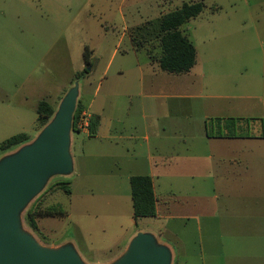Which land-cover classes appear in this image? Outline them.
<instances>
[{"label":"rangeland","instance_id":"374dc122","mask_svg":"<svg viewBox=\"0 0 264 264\" xmlns=\"http://www.w3.org/2000/svg\"><path fill=\"white\" fill-rule=\"evenodd\" d=\"M197 1H204V10L182 26L197 47L196 65L185 74L161 70L162 16ZM72 90L76 106L83 100L103 113L100 136L75 134L71 120L70 167L45 174L15 210L16 226L84 264H125L140 233L151 250L165 249L160 242L170 239L175 252L167 264H204L197 226L190 227L196 230L187 263L180 220L168 233L153 217L134 218L130 176L153 172L169 191L164 195L180 203L189 183L183 169L191 168L183 143L206 136L211 103L222 111L230 106L234 118L251 122L252 133L261 131L264 0H0V143L22 132L32 136L1 153L0 167L43 134L48 124L38 123L39 100L46 97L59 112ZM213 93L232 97H206ZM249 94L254 97L247 99ZM31 208L42 215L37 227L28 219Z\"/></svg>","mask_w":264,"mask_h":264},{"label":"crops","instance_id":"0c3cea01","mask_svg":"<svg viewBox=\"0 0 264 264\" xmlns=\"http://www.w3.org/2000/svg\"><path fill=\"white\" fill-rule=\"evenodd\" d=\"M149 84L152 87V79ZM206 97L229 100L232 95L213 93ZM245 97L252 99L254 95ZM81 102L85 106L83 113L99 114L100 123L96 134L82 129L75 134L99 137L103 113L94 111L92 104ZM233 111L230 106L222 111L219 105L211 103L205 112L206 136L197 143L194 139L184 140V156L191 168L187 164V170L183 169L188 172V177L183 178H189V183L187 195L182 196L180 203L166 197L168 189L163 188L161 182L157 183L153 172L149 174L157 196L158 214L153 219L160 221L168 233H174V221L180 220L185 235L181 243L187 263L196 230V227L190 229L192 225L197 226L205 251L203 256L202 252L199 254L204 264H264V115L260 118L262 129L257 133L249 129L251 122L243 124L249 132L244 136H208L206 130L207 119L237 117ZM196 176L200 181H192ZM163 191L167 192L166 196ZM160 243L169 253L175 252L168 237Z\"/></svg>","mask_w":264,"mask_h":264},{"label":"water","instance_id":"95a60500","mask_svg":"<svg viewBox=\"0 0 264 264\" xmlns=\"http://www.w3.org/2000/svg\"><path fill=\"white\" fill-rule=\"evenodd\" d=\"M76 94L72 90L65 97L56 117L33 147L0 167V264H78L70 252L40 253L15 236V210L39 189L45 174L66 170L71 165L67 147ZM149 242L140 233L132 241L131 256L125 264H167L169 252L151 250Z\"/></svg>","mask_w":264,"mask_h":264},{"label":"trees","instance_id":"16d2710c","mask_svg":"<svg viewBox=\"0 0 264 264\" xmlns=\"http://www.w3.org/2000/svg\"><path fill=\"white\" fill-rule=\"evenodd\" d=\"M205 7L204 1L185 2L180 8L164 14L159 22L158 30L162 47V55L158 59L161 70L173 74H185L197 63V47L194 42L185 34L182 26L192 18L197 17ZM85 60H90L89 47H86ZM88 69L85 68V71ZM76 78H80L76 74ZM85 106L78 102L73 113L72 130L80 131L79 121ZM38 123L50 124L57 115V110L47 98L39 101L37 106ZM216 124L212 125L207 119L206 130L208 136H244L249 135L240 118H216ZM100 123V115L92 114L89 122L90 133L96 134ZM212 125V126H210ZM211 129V130H210ZM238 129V131H237ZM32 136L26 132L18 133L0 143V154L11 151L16 147L29 142ZM133 215L138 221L139 218L156 217L157 196L155 193L153 178L149 174H135L130 177ZM67 187V192H71ZM50 214L46 212L45 214ZM41 213L33 208L28 211V219L33 227H37V218Z\"/></svg>","mask_w":264,"mask_h":264},{"label":"bare ground","instance_id":"6f19581e","mask_svg":"<svg viewBox=\"0 0 264 264\" xmlns=\"http://www.w3.org/2000/svg\"><path fill=\"white\" fill-rule=\"evenodd\" d=\"M15 236L19 239L25 240L27 242H29L34 249H36L38 252L40 253H47V254H52V253H57L53 250H50L42 245H40L39 243H37L31 236L27 235L26 233H24L19 227L16 226V230H15ZM131 249H129L128 254L131 253ZM74 258L76 259V261L78 262V264H84L80 261L79 257L74 255Z\"/></svg>","mask_w":264,"mask_h":264},{"label":"built area","instance_id":"2783aa9c","mask_svg":"<svg viewBox=\"0 0 264 264\" xmlns=\"http://www.w3.org/2000/svg\"><path fill=\"white\" fill-rule=\"evenodd\" d=\"M89 122H90V119L89 118H86L85 117V114L82 113V116H81L80 121H79V126L81 128L88 129L89 128Z\"/></svg>","mask_w":264,"mask_h":264}]
</instances>
